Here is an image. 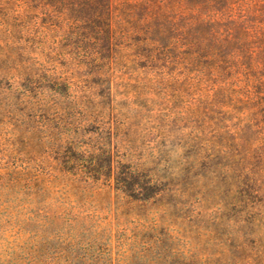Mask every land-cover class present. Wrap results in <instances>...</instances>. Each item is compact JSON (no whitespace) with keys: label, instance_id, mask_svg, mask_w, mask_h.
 <instances>
[{"label":"rangeland","instance_id":"374dc122","mask_svg":"<svg viewBox=\"0 0 264 264\" xmlns=\"http://www.w3.org/2000/svg\"><path fill=\"white\" fill-rule=\"evenodd\" d=\"M30 21L0 15V264H264V154L260 196L238 210L225 208L215 164L203 161L251 159L264 143L245 144L236 119L195 122L209 92L177 99L182 70L140 67L127 43L96 67L59 26ZM99 149L156 194L77 173L78 154Z\"/></svg>","mask_w":264,"mask_h":264},{"label":"trees","instance_id":"16d2710c","mask_svg":"<svg viewBox=\"0 0 264 264\" xmlns=\"http://www.w3.org/2000/svg\"><path fill=\"white\" fill-rule=\"evenodd\" d=\"M120 6L118 32L112 27L114 0H0V15H12L19 23L31 20L32 26L39 21L46 28L59 26L73 55L96 67L112 66L118 47L127 43L140 67L149 69L161 61L170 75L182 70L185 79L174 81L177 99L209 92L190 114L195 122L218 125L236 119L245 144L251 137L264 143V0H122ZM263 154L264 144L251 159L230 152L203 159L207 166L215 164L211 173L226 209L238 210L259 198L263 185L256 176L263 168L256 169L254 160ZM78 155L72 161L81 162L77 173L87 170L97 180L104 176L125 194L139 192L144 199L156 194L150 183L135 186L131 167L114 165L111 151Z\"/></svg>","mask_w":264,"mask_h":264}]
</instances>
